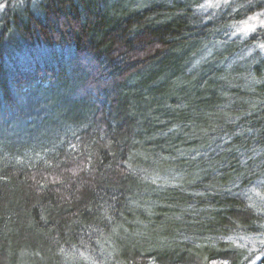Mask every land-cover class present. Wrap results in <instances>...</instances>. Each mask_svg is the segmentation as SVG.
<instances>
[{
    "label": "trees",
    "instance_id": "16d2710c",
    "mask_svg": "<svg viewBox=\"0 0 264 264\" xmlns=\"http://www.w3.org/2000/svg\"><path fill=\"white\" fill-rule=\"evenodd\" d=\"M202 2L0 0V264H264V0Z\"/></svg>",
    "mask_w": 264,
    "mask_h": 264
},
{
    "label": "rangeland",
    "instance_id": "374dc122",
    "mask_svg": "<svg viewBox=\"0 0 264 264\" xmlns=\"http://www.w3.org/2000/svg\"><path fill=\"white\" fill-rule=\"evenodd\" d=\"M182 1L189 2V4H196L199 0H106V2L109 4V12L110 13H115V12H135L139 9L144 8L145 6H150L154 3L163 5L165 7L169 8H176L180 5ZM231 0H203L201 6L199 7L200 9L198 10L206 19L208 20V17L216 16L218 15L222 9H224ZM1 8V7H0ZM233 34L232 37L236 39H246V37L256 33L260 32L264 36V10H259L258 12L254 14H250L249 16L247 15L242 21H240L238 24L235 26L233 25ZM216 35H221L220 34V29L217 30ZM216 48L212 49H207L206 53H203V50H201V60H202V68L200 69L201 71H192L190 69L189 72H187V76H236L238 75L237 72L240 70L242 67H255V66H260L258 64V59L254 56L251 59V65H248V61H246L245 64L239 65L238 67L236 66V63L238 61V57L235 59V56L230 57L227 62H224L223 60H219V56L225 52V47L220 44H216ZM252 55H256V53H259L262 58L264 59V41L259 44L255 50L252 48ZM25 55V54H23ZM247 55V54H244ZM35 56V55H34ZM260 56V59H262ZM36 58V62H46L48 61L47 59H44V61H41ZM206 58V59H205ZM205 59V61H204ZM21 61H24L23 59ZM26 62H31L29 63L30 65L35 64L34 59H27L25 60ZM28 63H24V65ZM28 64V65H29ZM262 66V73L261 76H264V63L261 64ZM157 71L159 69H156ZM237 71V72H236ZM142 76H151V71H147L146 73L142 74ZM251 76H259L258 73L252 72ZM260 258V257H258ZM258 258L255 261H258Z\"/></svg>",
    "mask_w": 264,
    "mask_h": 264
}]
</instances>
